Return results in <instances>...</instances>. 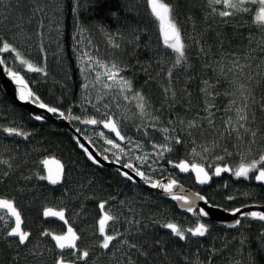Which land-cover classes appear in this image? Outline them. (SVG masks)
<instances>
[{
    "label": "trees",
    "instance_id": "trees-1",
    "mask_svg": "<svg viewBox=\"0 0 264 264\" xmlns=\"http://www.w3.org/2000/svg\"><path fill=\"white\" fill-rule=\"evenodd\" d=\"M163 2L185 44L178 65L147 0H0V47L15 49L1 52L4 63L23 78L35 104L56 108L55 115L69 120L106 160L131 165L148 181L178 180L227 211L264 205V188L253 177L234 176L241 163L261 164L264 155V30L253 22L258 5L246 3L248 12L221 17L230 9L208 0ZM17 53L42 71H28ZM97 61L118 65L131 91L113 85ZM136 93L144 98L143 112ZM245 97L250 119L244 123L255 138L238 128ZM90 119L98 123H83ZM106 120L125 137L119 152L104 149L96 137ZM89 155L68 129L13 105L0 86V198L15 203L31 234L22 247L8 235L13 220L0 211V264H264V221L246 220L230 230L203 221L198 212L181 215L167 199L133 185L118 170L99 167ZM51 157L65 166L64 182L55 188L40 179L42 163ZM181 161L212 175L217 167L230 171L201 189L192 176L178 174ZM46 208L66 211L78 236L74 251H61L44 235L66 231L44 216ZM104 212L114 217L105 226V235L116 237L108 249L101 247L99 232ZM167 223L176 224L185 239L163 227ZM201 223L205 236H192L188 229Z\"/></svg>",
    "mask_w": 264,
    "mask_h": 264
},
{
    "label": "snow or ice",
    "instance_id": "snow-or-ice-1",
    "mask_svg": "<svg viewBox=\"0 0 264 264\" xmlns=\"http://www.w3.org/2000/svg\"><path fill=\"white\" fill-rule=\"evenodd\" d=\"M208 3L210 6L212 5H218L223 4L226 9L225 11H220L218 14L221 17H230L236 13L239 12H248L249 9L246 8L244 5L246 3H252L258 5V10L256 11L255 17H254V23L261 28V30H264V0H208ZM147 4L151 9V14L155 18V20L159 24V31L160 34L163 37V43L164 46L168 49H170L173 53L176 54L175 64H180L181 61L185 58V44L182 41L181 32L178 28L177 23L174 21V19L171 16V7L163 2V0H147ZM213 11H215V8H213ZM118 47V45H117ZM9 51H15V49L11 48V46L8 43H3L2 47H0V52H9ZM17 59H20L21 64H27L28 71L30 72H40L42 71L41 68L34 66L33 64L29 63L27 60H23L20 58L19 53H17L16 56ZM4 61L0 60V64H3ZM238 63V62H237ZM97 64H99L100 67H103L105 69L104 75L107 76V78L113 82V85L119 86L121 91H124L125 89L131 91V84L129 81L123 79L120 77V68L116 64H112L110 67L104 64H101L99 61H97ZM242 67V66H241ZM8 75L11 77L13 81H15L18 85H21L20 87V96L19 98L21 100H26L28 97L32 96V92L28 90L27 85L24 83V80L21 76H19L15 72H9ZM99 73L97 76L99 77ZM169 76H171V72H169ZM108 85H106L107 87ZM136 98L141 101V103H138V107L143 112L144 110V104L142 103L143 97L139 95V93H136ZM248 97H251L252 102H255V98L251 96V92L248 93ZM248 97H245L244 106L240 109H238V128L243 129V135H250L251 137L255 138L257 133L253 131L251 128L247 127L244 122L249 121V116L245 114V109L249 107L248 104ZM39 107L45 108L46 105L39 104ZM262 108H264V104L261 105ZM49 112L55 113L57 111L56 108H47ZM62 115V114H61ZM36 119H41V117H36ZM75 119V117H74ZM83 123L85 124H97V120L90 119V120H84ZM104 127L109 129L111 132L115 133V135L120 139L123 140L124 137L120 134V132L117 130L116 125L111 120H106L104 122ZM5 132H7L9 135L15 134V135H22V133L18 132L14 128H6L4 129ZM164 131H167L166 129ZM234 131L237 132V138L239 139L241 136V133L238 129H234ZM231 135V133H229ZM167 139V137H166ZM109 144L113 143L112 140L107 141ZM254 142V141H253ZM176 143H180V141L177 139ZM166 151H171L170 148L167 146H164ZM89 159H92V156L89 155ZM95 163L96 161L93 160ZM43 163L47 166L49 161L45 160ZM260 163L264 164V155L260 156ZM127 167L131 168V165H126ZM175 167L179 168L182 172L189 171V164L181 161L180 163L176 164ZM254 170L258 171V174L255 176V179L259 182L264 183V167L257 169V163L252 162L249 164L241 163L239 167L235 170L234 175L237 178L243 177L245 179L249 178V173L253 172ZM191 171L196 173L197 181L201 184H205L209 181L210 177L209 174L205 171L204 167L199 164H191ZM230 169L228 168H221L217 167L215 170V175L219 176L221 172H228ZM62 175V168L58 167L56 172L53 173L52 169H48V175L47 176H40V179L44 180L47 179L49 183L55 185L59 183L60 177ZM127 175V174H125ZM137 175L143 176V173L137 172ZM131 179V177H128ZM175 181H172L168 185L164 186L165 192H171L173 186L175 185ZM152 187H158L157 184H152ZM173 199L177 200H184L185 203H188V200L184 197H173ZM201 199H204L201 197ZM100 209L103 211L105 208L104 203H101L99 205ZM0 208L7 209L9 214L15 218V226L11 228V230L8 232V235L11 237L18 238V243L20 245H24L29 238V233L26 231H23L21 229V216L20 213L16 210V208L13 206L12 202L6 199H0ZM191 210V209H189ZM236 212H239V209L235 210ZM44 216H54L58 217L61 221H65V214L64 211H54L51 208H46L44 211ZM235 215V212L233 213ZM200 215L204 216L207 215L206 212L201 210ZM250 215L254 219H258L261 221H264V214H260L257 212H252ZM114 217L109 215L107 212H104V215L99 220V232L103 236V243L101 247L107 249L109 247V244L111 241H113L116 237L112 235H105V226L108 221L113 220ZM239 223V221H237ZM163 227H166L171 230V232L179 237L181 240L185 239L184 232H182L176 224L173 223H167L163 225ZM188 231L191 233L192 236H198L203 237L207 233L208 229L205 226V224L201 223L198 224L195 228H190ZM44 235H51L52 240L56 242V247L59 248L61 251L65 249H75L76 243L75 241L78 239V236L73 231L71 227L67 229V233L63 235H52L51 233H44ZM84 257L88 256V252L83 253ZM56 264H64L63 259H60L56 262Z\"/></svg>",
    "mask_w": 264,
    "mask_h": 264
},
{
    "label": "water",
    "instance_id": "water-1",
    "mask_svg": "<svg viewBox=\"0 0 264 264\" xmlns=\"http://www.w3.org/2000/svg\"><path fill=\"white\" fill-rule=\"evenodd\" d=\"M0 60H3V56L1 54V52H0ZM8 73H9V71H8V68L6 67L5 63L0 64V86H1L5 96L8 98V100L13 105L25 110L26 112H28L33 117H35V118L38 116L41 117V119H38V120L42 123L58 124V125H62L66 129H68L78 139V141L84 146V148L92 156V159L96 161L95 163L99 167L107 168V169H115V170L122 172L123 176L126 179H128L133 185H135L141 189H144V190H146V191H148V192H150V193H152L158 197L167 199L169 202L173 203L181 215L192 217L195 215L196 212H198L199 216L201 217V219L203 221L216 222V223H218V224H220V225H222V226H224L230 230L238 229L240 227L241 223L243 221H246V220L255 221V222H262L261 220L254 219L250 215V213L257 212L260 214H264V205L250 204V205L238 208L240 210L239 212H236L235 210L234 211H227V210L222 209L220 207H216V206L211 205L209 203V201L207 200V198L203 194L196 192V191L184 186L178 180H175L172 178H166V179H162V180L148 181L144 177V175L143 176L137 175L138 171L133 166L131 168H129V167L121 165L120 163L110 162V161L106 160L81 134L78 133V131H76L73 128L70 121L67 120L65 117L56 116L55 113L49 112L46 107L45 108L39 107V104H35L32 101V96L28 97L26 100H21L19 98L21 85H18L15 81H13L11 79V77L8 75ZM28 90H30L29 87H28ZM112 122L116 125L117 130L120 132L118 125L114 121H112ZM101 127L104 130V132L107 133L109 136H111L117 143H119L120 145H123L125 143V141H126L125 137L123 136V134L121 132H120V134L124 137L123 140H120L115 135V133H113L109 129L105 128L104 123H102ZM46 160L49 161L47 166L44 163H42L45 176L48 175V169H52L53 173H55L58 167L62 168V175L60 177L59 183L53 185V184L49 183V181L46 179L47 184L51 187H54V188L61 186L63 184L64 178H65V166H64V164L62 163V161H60L59 159H57L55 157L47 158ZM184 162H186V161H184ZM186 163H188L190 166L189 171L182 172V171H180L179 168L175 167L178 174L181 177L192 176L194 181H195V184L198 188H201V189L210 188L215 176L210 174L204 168L205 171L209 174L210 179L207 183L201 184L197 181L196 173L191 171V164L189 162H186ZM262 165L264 166V164H262ZM125 174H127V175H125ZM251 174H254L255 183L258 186H261L262 188H264V183L259 182L255 179V176L258 174V171L255 170V171L251 172L249 175H251ZM128 177H131V179H129ZM172 181L176 182L172 188V191L171 192H165L164 186L168 185ZM152 184H157L158 187L154 188V187H152ZM174 196L175 197H184L188 200V203H185L184 200L173 199ZM201 197H203L204 199H201ZM0 199H4V198H0ZM6 200H8V199H6ZM9 201H11V200H9ZM11 202H12L13 206L16 208V210L19 212L15 203L13 201H11ZM51 209H53L54 211H61V210H56L54 208H51ZM189 209H191V210H189ZM201 210L206 212L207 215H204V216L200 215ZM0 211L6 213L9 216V218L13 220L14 226H15V218L9 214L8 210L4 209V208H0ZM62 211H64V210H62ZM234 212H235V215L233 214ZM64 214H65V221H67V223H65L64 221H61L58 217H54V216H48L47 219L50 221L57 222V223L61 224L62 226H64L66 229L64 234H66L67 229L70 227V225H69L68 220H67L66 211H64ZM20 216H21V214H20ZM21 221H22L21 229L24 231V221L22 219V216H21ZM237 221H239V223H237ZM73 231H74V229H73ZM168 231L171 232L170 229H168ZM196 237H198V236H196ZM10 238L18 240V238H15V237L10 236ZM30 238H31V234L29 233L28 241L24 245H21V246L25 247L28 244ZM113 241H111V243ZM75 243H76V248H77L78 239L75 241ZM111 243L109 244V247H110ZM75 249H65V250L74 251ZM64 264H74V263L64 262Z\"/></svg>",
    "mask_w": 264,
    "mask_h": 264
},
{
    "label": "rangeland",
    "instance_id": "rangeland-1",
    "mask_svg": "<svg viewBox=\"0 0 264 264\" xmlns=\"http://www.w3.org/2000/svg\"><path fill=\"white\" fill-rule=\"evenodd\" d=\"M94 132H96L95 130H93ZM96 137L98 138V140L101 142L102 146L104 149L108 150V151H115V152H119V143H117L111 136H109L107 133H96ZM108 140H112L113 143L109 144L107 141ZM261 164L257 163V169L261 168Z\"/></svg>",
    "mask_w": 264,
    "mask_h": 264
},
{
    "label": "flooded vegetation",
    "instance_id": "flooded-vegetation-1",
    "mask_svg": "<svg viewBox=\"0 0 264 264\" xmlns=\"http://www.w3.org/2000/svg\"><path fill=\"white\" fill-rule=\"evenodd\" d=\"M255 171V170H254ZM250 174V173H249ZM213 176H215V178H216V175H213ZM235 176V175H234ZM249 177L251 178V177H253L254 178V174H251V175H249ZM215 178H214V180H215ZM235 178H237L236 176H235ZM240 178H243V177H240ZM213 180V181H214ZM255 181V180H254Z\"/></svg>",
    "mask_w": 264,
    "mask_h": 264
}]
</instances>
